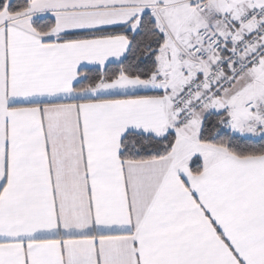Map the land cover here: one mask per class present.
<instances>
[{
    "label": "snow or ice",
    "instance_id": "6c2138e0",
    "mask_svg": "<svg viewBox=\"0 0 264 264\" xmlns=\"http://www.w3.org/2000/svg\"><path fill=\"white\" fill-rule=\"evenodd\" d=\"M0 264H264V0H0Z\"/></svg>",
    "mask_w": 264,
    "mask_h": 264
}]
</instances>
